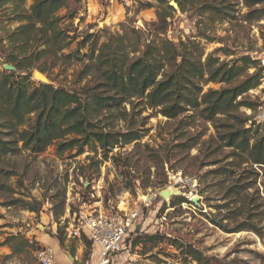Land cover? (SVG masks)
Listing matches in <instances>:
<instances>
[{"label":"rangeland","instance_id":"obj_1","mask_svg":"<svg viewBox=\"0 0 264 264\" xmlns=\"http://www.w3.org/2000/svg\"><path fill=\"white\" fill-rule=\"evenodd\" d=\"M33 2L25 0L23 8L28 10ZM145 2L152 7L144 9ZM182 2L185 11L173 7L175 11L162 37L177 44L189 39L200 42L203 61L212 55L219 62L239 65L242 57L249 56L252 62L242 78L264 68V18L243 20L244 14L260 4L250 8L245 0ZM159 7L158 0H72L71 9L78 10L76 18L72 20L67 9L58 15L61 24L73 30L74 38L58 60L40 61L47 70L42 72L48 79L45 83L71 91L83 89L110 95L96 74H85L89 44L82 46L80 42L87 34L100 35L103 29L114 35L123 34L124 23L148 33L151 24L158 20ZM213 7L221 10L215 19L210 13ZM15 8L13 3L0 4V72L4 65H12L1 58V46L9 52L7 34L22 23L14 19ZM99 39V46L107 41L105 36ZM68 54L73 55L66 57ZM36 70L39 69L31 70L32 80L44 83L35 76ZM262 75L257 88L239 97L247 105L238 108V119L222 114L216 116L218 121H206L193 117L192 110L170 119L159 109L126 104L121 108L126 115L120 109L113 113L104 111L93 122L105 131L138 130L142 135L139 141L121 143L107 154L97 144L87 146L82 154L76 149L61 152L56 142L38 154L22 149L20 154L1 160L0 264H36L35 253L45 247L44 240L56 239V232L64 230V248L57 259L61 264H65L63 259L66 264H86L87 247L66 231L74 210L91 205L89 208L102 211H129L137 207L143 196L156 191L161 195L169 187L178 189L187 200L199 198V204L175 203L172 198L179 196L159 195L152 207L144 211L129 249L115 264H264V166L245 159L222 138L226 127L239 128L248 119L244 125L251 130V144L264 134V123L257 120L264 107V70ZM227 86L209 82L203 89L206 92ZM173 173L193 178L195 190L170 186ZM25 204L39 211H30L23 207ZM17 235L29 240L23 250L11 247L20 244L9 240ZM153 235L159 236L152 238ZM135 237L137 245H133ZM72 247L73 260L68 256ZM191 249L203 254L204 263L194 259Z\"/></svg>","mask_w":264,"mask_h":264},{"label":"trees","instance_id":"obj_2","mask_svg":"<svg viewBox=\"0 0 264 264\" xmlns=\"http://www.w3.org/2000/svg\"><path fill=\"white\" fill-rule=\"evenodd\" d=\"M24 1L0 0L3 5L15 4L14 19L22 22L7 34L11 48L9 52H5V47L1 46V58L16 69L0 72V161L20 154L22 149L41 153L56 142L61 152L76 149L78 154H82L87 146L97 144L107 154L121 143L139 141L142 135L138 130L131 129L125 133L105 131L97 128L93 122L104 111L119 112L126 104L159 109L161 114L170 119L189 110L194 111L193 117L198 116L206 121H218L216 116L222 114L227 118L238 119L235 114L238 108L247 105L239 97L261 84L262 67L254 74L242 78L252 62L249 56L242 57V64L239 65L219 62L212 55L203 61L204 49L200 42L189 39L177 44L162 37L161 33L165 31L168 19L175 11L167 0H158V20L151 24L153 28L148 33L124 23L123 34L114 35L103 29L100 35L87 34L80 42L82 46L89 44L85 74H96L102 80L106 93L111 91L110 95L104 92L88 93L83 89L71 91L36 82L32 80L31 70L38 68L45 73L47 70L40 61L45 58L58 60L59 54L74 38L69 25L61 24L62 18L58 12L69 10L68 16L73 20L78 10L71 9L72 0H34L28 10L23 8ZM176 1L185 11L182 0ZM245 2L250 8L258 4L261 6L244 14L243 20L264 18V0ZM143 7L151 8L152 4L145 2ZM220 12L219 8L213 7L210 10L212 19ZM101 36H105L107 41L99 46ZM209 82L226 83L228 86L204 92L203 86ZM121 112L122 115L127 114L126 110ZM248 120L236 129L226 127L227 131L222 138L228 147L239 151L245 159L264 166V134L251 144V130L244 125ZM172 199L175 203L187 201L184 196ZM23 207L39 211L28 204ZM65 234V230L55 234L61 248H64ZM9 240L20 241L17 246H11L13 250H23L29 245V240L22 235L12 236ZM81 240L87 247L85 255L88 264L92 242L86 238ZM136 241L137 237L133 245H137ZM191 250L194 259L204 263L203 254L196 249ZM70 252L74 256V247Z\"/></svg>","mask_w":264,"mask_h":264},{"label":"built area","instance_id":"obj_3","mask_svg":"<svg viewBox=\"0 0 264 264\" xmlns=\"http://www.w3.org/2000/svg\"><path fill=\"white\" fill-rule=\"evenodd\" d=\"M257 120L264 123V107L259 111ZM194 181L193 178H184L180 173H173L170 186L185 187L193 191L196 188ZM159 195L160 192L156 191L143 196L137 207L129 211L115 208L102 211L89 208L91 205L82 206L79 211L69 215L72 220L66 226L68 236L80 240L86 238L92 242L88 264H115L123 252L129 249L132 235L143 221L144 211L152 207ZM187 202L194 205L192 199ZM35 255L36 264H61L56 253L48 246L39 248Z\"/></svg>","mask_w":264,"mask_h":264},{"label":"water","instance_id":"obj_4","mask_svg":"<svg viewBox=\"0 0 264 264\" xmlns=\"http://www.w3.org/2000/svg\"><path fill=\"white\" fill-rule=\"evenodd\" d=\"M170 5L171 6H173L174 8H179V5H178V3L177 2H175V1H171L170 2ZM4 68L6 69V70H15L16 68L13 66V65H8V64H6V65H4ZM35 76L36 77H42V79H40V78H37L38 80H40L41 82H48V79H47V77L41 72V71H39V70H36L35 71ZM43 78H45V79H43ZM168 191L171 193V194H169L168 195ZM180 196V195H183L181 192H179V190L178 189H176V188H167V189H164V190H162L161 191V196L162 197H164V198H168L169 196L171 197V196ZM169 197V198H170ZM193 202L194 203H196V204H199V198H197V197H194L193 198ZM68 256L73 260L74 258H73V256L70 254V253H68Z\"/></svg>","mask_w":264,"mask_h":264},{"label":"crops","instance_id":"obj_5","mask_svg":"<svg viewBox=\"0 0 264 264\" xmlns=\"http://www.w3.org/2000/svg\"><path fill=\"white\" fill-rule=\"evenodd\" d=\"M54 242L53 243V245H51V242ZM44 246H48V247H50V248H52L53 249V251L56 253V255L58 254V256H60L59 254V252H61L62 251V248H61V246L59 245V242L56 240V239H52V240H44ZM61 257V256H60ZM63 261L65 262V264H66V261L63 259ZM68 263V262H67Z\"/></svg>","mask_w":264,"mask_h":264},{"label":"bare ground","instance_id":"obj_6","mask_svg":"<svg viewBox=\"0 0 264 264\" xmlns=\"http://www.w3.org/2000/svg\"><path fill=\"white\" fill-rule=\"evenodd\" d=\"M37 78H40V77H37ZM40 79H42V77H41ZM43 79H45V78H43ZM165 189H166V188H165ZM169 194H171V193L168 191V195H169ZM169 197H170V196H169ZM191 198H192V197H191ZM193 198H194V197H193Z\"/></svg>","mask_w":264,"mask_h":264}]
</instances>
